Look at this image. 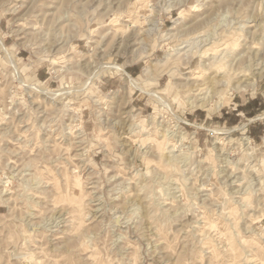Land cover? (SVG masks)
Listing matches in <instances>:
<instances>
[{"label":"rangeland","instance_id":"374dc122","mask_svg":"<svg viewBox=\"0 0 264 264\" xmlns=\"http://www.w3.org/2000/svg\"><path fill=\"white\" fill-rule=\"evenodd\" d=\"M0 42V264H264V0H0ZM212 54L230 85L245 67L242 79L260 78L209 92L210 112L178 84L217 78L200 65ZM101 62L133 67L166 106L122 71L95 77ZM161 120L188 136L176 163ZM239 125L217 175L209 129ZM242 135L256 159L230 148Z\"/></svg>","mask_w":264,"mask_h":264},{"label":"bare ground","instance_id":"6f19581e","mask_svg":"<svg viewBox=\"0 0 264 264\" xmlns=\"http://www.w3.org/2000/svg\"><path fill=\"white\" fill-rule=\"evenodd\" d=\"M236 28V31L237 30H240L241 28H240V26L238 27H235ZM224 31V30H223ZM149 32V33H148ZM215 31H213V33H214ZM144 33V32H143ZM148 34H150V31L148 30V31H146L145 33H144V36L140 39V41H143L144 42V40H145V38H146V36L148 35ZM224 34V33H223ZM211 36V35H210ZM224 36V35H223ZM222 36V37H223ZM221 37V38H222ZM215 39V38H214ZM219 39V38H218ZM217 39V40H218ZM223 39V38H222ZM132 40H134V39H132V37H130V34H129V36L126 38V40H125V42H127V43H129L130 41H132ZM185 43L186 42H188V41H184ZM144 43H146V42H144ZM130 44V43H129ZM208 44L210 45V44H214V40L212 39V41H209L208 42ZM130 45H132V44H130ZM0 46H1V49L6 53V54H8L9 55V53H8V49L6 48V46L2 43V42H0ZM128 46V45H127ZM126 47V46H125ZM185 47V46H184ZM123 48V47H122ZM171 48V50H176V48L174 47V46H172V47H170ZM172 48H174V49H172ZM208 48V47H207ZM206 48V49H207ZM177 49H180V48H177ZM226 49V48H225ZM123 50H127L126 48H124ZM123 50H122V52H121V54H124L123 53ZM143 50V49H142ZM119 51V50H118ZM127 51H129V49L127 50ZM223 51V50H222ZM205 52H206V50L203 48V49H201V48H198V49H196L195 50V54L199 57V58H201V57H203V55L205 54ZM177 53H179V50H177L176 52H175V54H177ZM228 53V52H227ZM128 54V53H127ZM187 54V53H186ZM216 54V53H215ZM12 55V54H11ZM10 55V56H11ZM168 55H170V53L169 54H167V56ZM183 55H185V53L183 54ZM228 55V54H227ZM9 56V57H10ZM13 56V55H12ZM208 56H209V54H208ZM211 56V55H210ZM10 58H12V57H10ZM9 58V59H10ZM213 60H212V59ZM13 59V58H12ZM212 61H211V60ZM231 59V58H230ZM225 59H224V57L222 56V54H218V55H214V54H212V57H207V61L208 62H206V61H204V60H202L201 61V66L204 68V69H213L212 67L214 66L215 67V69H214V72L217 74V78H215L214 77V79H211V77L209 78V79H206L205 81H202V82H197V80L198 79H194V80H196V81H193V78H190L189 76H185L184 77V79H185V83L184 84H181V85H179L178 84V86L180 87V86H182V87H184L186 90H184V91H187V92H191L190 94L189 93H187L188 95L187 96H185V102L188 104V106H190L191 108H204L205 110H208V111H210L211 112V110H212V108L210 109V93L209 92H211V93H213V92H215V94L217 93V94H221L223 97L226 95V94H228V93H230V90L231 89H233V90H235V91H238V92H241V91H245V90H247V88L248 87H250V86H255V83H256V80H257V78L259 77L260 78V75L258 74H255V72H253L254 74L252 75V76H250V77H245V79H242V77H243V74H241V73H243V71L246 69V67L243 69H241V70H234L235 72L234 73H232V74H235V77H236V79L234 80V82H232L231 83V85L229 84V82H230V79H229V77H228V75H224V74H222V73H220V70L223 68V65H225V64H227L225 61H224ZM12 61H14V60H12ZM231 61V60H230ZM229 61V63H232V62H230ZM233 61V60H232ZM190 62V59L189 60H187L186 61V64H188ZM225 62V63H224ZM237 62V61H236ZM12 63H14V62H12ZM130 63V62H129ZM15 64V63H14ZM105 63H103V62H101V63H99L96 67H95V69H94V67H93V69H94V72L92 73V74H94V76L95 77H98L99 78V76H101L100 74H102L103 72L104 73H107V74H114V72H120V71H122L121 72V75L123 74V81H126V82H128V83H130L133 87H135V88H137V89H139L141 92H143V93H145V94H147L148 96H150V97H152L154 100H156V102H158V103H162L163 105H165L166 104V101L164 100V97L161 95V93L159 94L158 93V91H152V90H150V89H148V88H143L141 85L142 84H140V81H139V79H137V78H135V77H132L129 73H127L126 71H124V69H122L121 67H119L118 66V64L116 65V63H115V65H107V63L104 65ZM237 64V63H236ZM107 65V66H106ZM15 67H16V64H15ZM261 68V67H260ZM92 69V68H91ZM92 69V70H93ZM237 69V68H236ZM239 69V68H238ZM246 71V70H245ZM244 71V72H245ZM144 75H152L153 73H154V69L152 68V67H150V66H146L145 67V69H144ZM87 73V72H86ZM91 73V70H90V72H88L87 74L89 75ZM87 75V76H88ZM91 75V74H90ZM249 75V74H248ZM261 75H264V72H262V74ZM92 76V75H91ZM90 76V77H91ZM245 76V75H244ZM244 78V77H243ZM22 79V78H21ZM91 79H92V77H91ZM191 79H192V81L193 82H191ZM87 80H88V78H87ZM92 81V80H91ZM23 84H25L26 86H28V88H29V90L32 92V91H34L35 93H37V94H40V95H42V96H44V97H46V98H49L50 100H53V101H56V99H55V97H57L59 94H56L55 92H53L52 90L50 91V90H47L46 88H41V87H38V85H28L26 82H24V81H21ZM218 84L220 87H219V89H216V88H214V84ZM174 85H177V83L176 82H174ZM217 85V86H218ZM227 86H230V87H227ZM176 87V86H175ZM252 88V87H251ZM250 89V88H249ZM68 90V89H67ZM251 90V89H250ZM254 90V89H253ZM66 92V91H65ZM64 92V94H66ZM62 95H63V91H62ZM220 95V96H221ZM60 96V95H59ZM58 96V97H59ZM112 95H110L109 97H111ZM219 96V97H220ZM60 98V97H59ZM218 99V98H217ZM221 99V98H220ZM59 100V99H58ZM57 100V101H58ZM95 100H97V99H94V101ZM222 100V99H221ZM216 103H218V106H220V105H222V101H219V99H218V102H217V100H216ZM166 106V105H165ZM212 106V105H211ZM216 106V105H215ZM214 107V106H213ZM216 108V107H215ZM214 110V109H213ZM218 110V109H217ZM156 123H157V121H155ZM156 125H158V126H161L162 127V129H163V133H164V135L166 136V137H173V138H175V144L173 145V149L170 151V152H172V154L171 155H169V158H170V161H172L173 160V162L174 161H177L178 162V160H180V159H183L184 157H186V155H188L189 153H191L190 152V150L192 149L191 148V146H188V145H184V141H187L188 140V136L185 134V132H182L181 130H176V129H173V130H170L169 129V127H163L164 126V124H163V120H161L160 121V123H157ZM137 128H140V124L139 123H134V124H130L129 125V127H128V132H134ZM238 127H236V128H230V129H223V128H211V129H209V131L212 133V137L214 138V144H219V146L217 145V146H214V151H216L215 153H216V155L218 156V158L220 159V161H219V163H221L220 165V167H219V170L218 169H216L215 170V173L217 174V175H219V174H221L222 172H224V167H226V165L228 164V165H230V164H232L233 165V163L235 162H233V161H231L230 162V158L228 159V157H227V155H228V153L230 152V151H232V149H225L224 147H223V142H225L226 140H230V142L233 140V138H232V136H231V132H233L234 131V129H237ZM77 129V131H78V133L80 134V133H82V132H85V130H82V128L81 127H77L76 128ZM167 139V138H166ZM225 141H224V140ZM169 141V140H168ZM167 141V142H168ZM263 141H264V137H263ZM221 145V146H220ZM231 145H232V147H230V148H233V149H235V150H240V152H243V155H245V157H246V159H248V158H254V159H256V148H257V146L258 145H255V144H253V142H252V140L248 137V136H246V135H242L241 137H238L237 138V140L236 141H233V143H231ZM180 147H182V149L180 150ZM192 151V150H191ZM237 151H235V152H237ZM173 152H179V153H177V154H175V153H173ZM239 152V151H238ZM240 154H242V153H240ZM188 158V157H187ZM168 159V158H167ZM238 159V158H237ZM240 160V159H239ZM168 161H169V159H168ZM237 161V160H236ZM233 162V163H232ZM238 162V161H237ZM174 163H176V162H174ZM230 169V168H229ZM213 170V169H212ZM226 173V172H225ZM225 175H227V174H224L223 175V177L225 176ZM226 177V176H225ZM253 179V178H252ZM227 180V179H226ZM225 180V181H226ZM252 181V180H251ZM250 182V181H249ZM251 183V182H250ZM250 183H249V185H250ZM253 183V182H252ZM247 185H246V187L245 188H242L243 187V185L240 187V189H241V191L243 190V193H247V194H250V193H253V192H256L257 191V189L258 188H253L251 185V187L248 185V183H246ZM254 185V184H253ZM247 186H249V187H247ZM256 186V185H255ZM241 191H236V192H238V193H240ZM242 199V198H241ZM245 203H247V202H245ZM248 204V203H247ZM246 204V205H247ZM245 205V204H244Z\"/></svg>","mask_w":264,"mask_h":264},{"label":"crops","instance_id":"0c3cea01","mask_svg":"<svg viewBox=\"0 0 264 264\" xmlns=\"http://www.w3.org/2000/svg\"><path fill=\"white\" fill-rule=\"evenodd\" d=\"M127 72L131 75V74L134 72V68H133V67H131V68H130V67H129V68L127 67ZM138 75H139V74H138ZM138 75H137V77H138ZM161 78H162V76H160V75H157V76H156V78H155V79H156V85H159V84H160V80H161ZM102 82H104L103 79L100 80V84H101ZM98 88H99V86H98ZM236 127H238V128H237V129H234V130L243 129V131H241V132H242L243 134H246V132H245V130H244V127H245L244 125H241V126H240V125H239V126H235V127H233V128H236Z\"/></svg>","mask_w":264,"mask_h":264}]
</instances>
